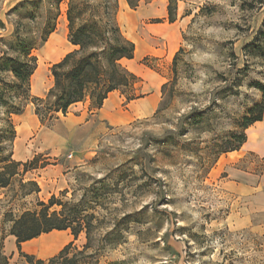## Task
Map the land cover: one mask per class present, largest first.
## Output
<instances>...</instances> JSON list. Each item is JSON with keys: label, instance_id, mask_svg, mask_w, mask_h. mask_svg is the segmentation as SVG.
Listing matches in <instances>:
<instances>
[{"label": "rangeland", "instance_id": "obj_1", "mask_svg": "<svg viewBox=\"0 0 264 264\" xmlns=\"http://www.w3.org/2000/svg\"><path fill=\"white\" fill-rule=\"evenodd\" d=\"M36 1L42 2L38 9L30 4ZM69 1L58 6L54 32L66 21ZM104 1L117 6L115 22L135 47L161 49L156 58L124 63L132 71L143 65L165 79L160 111L121 121L127 102L116 92L100 115L109 122L89 111L88 103L47 126H40L31 103L13 116L12 159L36 158L35 167L43 168L0 190V264L11 250L18 255L9 244L11 221L52 196L94 215L86 264H264V158L247 148L233 159L224 152L236 146L242 118L261 100L252 85L264 84V66L246 46L262 27L264 0L253 9L241 8L242 0H173L175 21L169 26L168 0H74L98 7L86 8V19L101 14ZM53 3L0 0V39L13 40L16 30L19 37L38 40ZM67 42L66 21L60 47ZM46 43L32 53L36 71L43 62L30 80V94L39 99L53 83L54 51ZM142 88L138 83L133 94L143 97ZM113 101L117 116L109 106ZM253 176L261 192H254ZM27 182L36 183L39 193ZM84 243L80 234L77 251Z\"/></svg>", "mask_w": 264, "mask_h": 264}, {"label": "trees", "instance_id": "obj_2", "mask_svg": "<svg viewBox=\"0 0 264 264\" xmlns=\"http://www.w3.org/2000/svg\"><path fill=\"white\" fill-rule=\"evenodd\" d=\"M168 1L167 22L172 24L175 21V7L173 0ZM60 2L61 0H54L50 6L53 13L49 17L47 29L38 40L19 37L16 30L13 40L0 39V44L3 43L0 49V190L7 188L14 178L43 168L35 167L36 158L31 162H16L10 152L15 140L11 118L20 115L28 104L34 105V115L40 126H47L56 120L58 115L65 117L69 109L76 104L88 103L91 112L100 110L113 92H120L126 102L141 98L133 94L139 79L122 65L123 60L130 61L134 58L135 46L123 36L115 22L117 6L110 8L109 3L104 1L100 5L101 14H91L86 19L83 17L85 9L95 11L98 7L88 3L79 5L74 0L68 3L66 21L67 40L75 50L51 66L53 83L45 97L39 99L31 96L30 80L37 68V60L32 53L45 44L48 37L54 33ZM30 4L38 9L42 2ZM255 5H261V0H242L241 8L253 9ZM0 28L4 29L1 22ZM246 50L264 66V20ZM3 76H7L9 80H5ZM165 86L163 85L161 90ZM252 86L260 93L261 100L250 107L242 118L241 126L244 132L233 137L236 146L224 151L226 153L238 151L246 142L245 131L263 120L264 84L255 82ZM159 111L156 110L155 114ZM26 184L33 186V193H39L36 183ZM37 207L38 210L24 212L11 221L9 236L15 239L18 256L26 264H86V252L91 249L94 215H86L78 205L63 203L54 196L47 204L38 203ZM54 207L59 210L50 211ZM53 231H68L73 241L45 261L21 252V244ZM80 234H84L85 243L82 249L77 251L74 242ZM72 250L75 253H71ZM9 260L10 257L4 256L2 264H8Z\"/></svg>", "mask_w": 264, "mask_h": 264}, {"label": "crops", "instance_id": "obj_3", "mask_svg": "<svg viewBox=\"0 0 264 264\" xmlns=\"http://www.w3.org/2000/svg\"><path fill=\"white\" fill-rule=\"evenodd\" d=\"M166 24L168 26L172 25V24H169L167 21H166ZM60 43L61 42L58 41L56 43V45L51 49L52 51H54L52 53V55H53L52 65L59 62L66 54L75 50V47H73L69 42H67L66 45H62V47H60ZM135 51H136V47H135ZM160 52H161V49L156 48L153 45H151L149 48L141 46L139 49V54L137 55L134 52V58L132 60H130V61L123 60L122 61V65L129 72L134 74L139 79V83H141L143 85V88L141 90H143V93H145V94L143 97H141L139 99H135V100H132L130 102H127V104L125 105V116H122L124 119L121 121H124L127 118H130L131 120L138 119V118H145V117H148L149 115L153 114L157 108L159 101H160L161 87L163 86L164 81H165V79L163 77H161L158 73L154 72L153 70H151V69H149L143 65H139L138 67H136V69L134 71H132L126 65H124V63H130L133 60H135L136 58H138V56L140 59H141V57H146V56H149V57L153 56L154 58H156L157 56L161 55ZM140 78L143 79L144 81L141 82ZM135 92L138 93V91H135ZM114 93H116V92L111 93L109 96H111ZM109 96L107 99H109ZM120 103H121V101H120ZM103 105H104V103H103ZM103 105H102L101 109L97 111V112H99V117H101L100 115H101V110L103 108ZM109 106L112 109V114L116 115L117 104L115 103V101L111 102ZM119 109H121V107H119ZM101 118H103L104 120H107L105 117H101ZM245 135H246V142L241 146L240 149H246L247 148L248 152H253V153L257 154L259 156V158H261V159L264 158V116H263V120L261 122H257L255 124H253L252 126H250L246 130ZM234 154L236 155V154H238V152L237 151L230 152L227 155L230 156L229 158L233 159L234 157H231V156ZM242 173L244 175L249 176V174H247L244 171H242ZM253 177L255 179V184H253L254 192H261V188L259 187L261 185L260 184L261 181H260V183H258V178L255 176H253ZM244 185H246V184H244ZM53 233L56 234L55 238L47 239L44 242L40 241L41 238L49 236ZM67 233H69V232L68 231H62V232L53 231L49 234L41 235L40 237H38L36 239H33L29 242L21 244V252H23L24 254H27V255L34 256L35 258H37L39 260L45 261V260L55 256L65 245H67L68 243L73 241V238L70 235H67ZM27 243L35 244L34 246L39 248L38 252H36V253L33 251L25 252L24 246ZM9 244H11L12 248L14 246L13 250H16L15 239L11 236H9ZM42 247H44V248L41 249ZM9 253L11 254L12 250ZM10 254L5 255V256H11V260H9V262H10L9 264H26L25 262L18 260V255H10Z\"/></svg>", "mask_w": 264, "mask_h": 264}, {"label": "bare ground", "instance_id": "obj_4", "mask_svg": "<svg viewBox=\"0 0 264 264\" xmlns=\"http://www.w3.org/2000/svg\"><path fill=\"white\" fill-rule=\"evenodd\" d=\"M65 34H66V21L63 19V20H61V22H60V24L58 25V27H57V30H56V32H54L53 34H51V36H50V38H49V40H48V42L46 43L47 44V50H49V49H52L55 45H56V43L58 42V41H62V39L65 37ZM57 47V46H56ZM135 53L138 55L139 54V47L137 46L136 47V51H135ZM42 59V58H41ZM47 61V60H46ZM42 64H43V62L42 61H39V67H38V69H37V71L35 72V73H38V70H40L41 68H42ZM44 66V65H43ZM34 76V75H33ZM107 104H108V100H106L105 102H104V105H103V108H102V112H104V109L106 108V106H107ZM138 111V110H137ZM16 133H17V137H22V135H23V133H24V129L22 128V127H19V128H17L16 129ZM15 146L16 147H18V141L17 142H15ZM56 234H51V235H49V236H46V237H44V238H41V240L40 241H46L47 239H53V238H55L56 236H55ZM58 235V234H57ZM43 237V236H42ZM40 239V238H39ZM60 239V238H59ZM56 240V239H55ZM38 241V240H37ZM35 244H33V243H27V244H25V249H24V251H33V252H38V250H39V248H37L36 246H34ZM44 247H42L41 249H43ZM46 248V247H45Z\"/></svg>", "mask_w": 264, "mask_h": 264}, {"label": "built area", "instance_id": "obj_5", "mask_svg": "<svg viewBox=\"0 0 264 264\" xmlns=\"http://www.w3.org/2000/svg\"><path fill=\"white\" fill-rule=\"evenodd\" d=\"M72 156L71 155H68V159H70Z\"/></svg>", "mask_w": 264, "mask_h": 264}]
</instances>
